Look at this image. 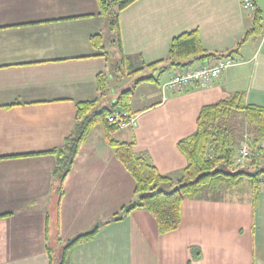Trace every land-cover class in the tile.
Here are the masks:
<instances>
[{"label": "crops", "instance_id": "crops-1", "mask_svg": "<svg viewBox=\"0 0 264 264\" xmlns=\"http://www.w3.org/2000/svg\"><path fill=\"white\" fill-rule=\"evenodd\" d=\"M252 15L240 0H136L118 14L120 52L91 44L106 30L97 0H0V264H59L54 252L132 201L135 180L100 124L62 180L55 172L52 152L72 133L76 105L98 98L96 78L110 70L106 52L131 72L121 78L115 64L105 93L130 75L152 78L125 89L135 122L111 139L175 179L187 165L177 144L195 132L202 107L235 94L264 107V20L262 35L239 45ZM193 30L206 53L235 50L239 64L207 87L163 92L173 75L198 64L182 70L167 61L171 40ZM66 264H264V191L256 204L251 194L184 200L168 233L136 208L74 245Z\"/></svg>", "mask_w": 264, "mask_h": 264}, {"label": "trees", "instance_id": "trees-1", "mask_svg": "<svg viewBox=\"0 0 264 264\" xmlns=\"http://www.w3.org/2000/svg\"><path fill=\"white\" fill-rule=\"evenodd\" d=\"M136 0H97L100 16L105 20V35L92 37L91 44L103 50L117 44L121 52L118 32V14ZM252 25L239 45L252 37L262 35L264 20V5L252 11ZM235 50L226 54H208L203 49L197 31H189L174 37L169 45L167 61L175 67L188 68L195 63L207 65L212 62L233 58ZM109 56L108 52L105 53ZM123 58V57H122ZM189 61L186 63L185 61ZM99 74L96 78L98 98L94 101L82 102L76 105L75 125L72 133L66 138L63 149L56 153L58 164L56 174L62 180L69 170L80 145L94 124H100L108 145L114 149L116 158L126 167L135 180L134 197L119 213L106 221L96 223L91 229L69 240L62 250L59 264H66V255L79 242L91 239L104 223L119 221L136 208L148 210L156 219L160 233H168L178 228L180 223V206L188 199L219 200V192L223 189L233 191L241 189L245 181L249 186L253 204H256L258 194L264 191V107L246 104L241 94H235L229 99L202 107L196 120V130L178 142L177 147L187 160V165L181 174L169 178L159 174L157 169L144 157L137 156L132 145L111 139L118 129L109 124L106 118L115 112H128L131 90L120 92L117 98L106 106H101L105 98L104 90L108 87L109 74ZM130 74V73H128ZM147 77L138 80L150 81ZM129 113V112H128ZM243 115L247 124L254 128L253 139L250 142V158L253 170L251 172L235 168L237 149L235 137L228 122L234 114Z\"/></svg>", "mask_w": 264, "mask_h": 264}, {"label": "built area", "instance_id": "built-area-1", "mask_svg": "<svg viewBox=\"0 0 264 264\" xmlns=\"http://www.w3.org/2000/svg\"><path fill=\"white\" fill-rule=\"evenodd\" d=\"M258 2L264 4V0H240L242 8L247 12L253 11ZM238 64L237 60L230 58L218 60L207 65L197 64L179 74L173 75L162 85L161 89L163 92H176L187 90L195 85L207 87L216 81L222 72ZM106 120L118 130H125L134 124L135 117L128 112L119 111L109 115ZM247 148L249 149L247 146L243 148L239 147L237 151V155H239L235 158L237 164L250 158Z\"/></svg>", "mask_w": 264, "mask_h": 264}, {"label": "rangeland", "instance_id": "rangeland-1", "mask_svg": "<svg viewBox=\"0 0 264 264\" xmlns=\"http://www.w3.org/2000/svg\"><path fill=\"white\" fill-rule=\"evenodd\" d=\"M115 50V48H114ZM109 65H110V69H115V64H117V66H119L118 72L117 74L120 76V74L124 77V75L126 73L131 72V69L128 65H123L122 66V62L120 60H116L114 54L109 55ZM124 64V63H123ZM117 71V70H116ZM120 73V74H119ZM147 74V73H146ZM121 77V76H120ZM141 77H145V74H138V75H130L126 78V81H120V86H118L115 91L110 92V87L108 88V90H106V97L103 100V104L104 106L108 105L110 100L112 99L111 97L118 95V93L124 91L125 89L130 88L137 80H139ZM122 78V77H121ZM123 82V84H122ZM115 95H112L114 94ZM112 95V96H111ZM228 126L229 128L233 131L234 133V137H235V147L237 149V151L239 150V147L243 148V147H250V142L253 139V134H254V128L249 126L247 124V122L245 121L244 117L242 114L240 113H236L233 115V117L230 119V121L228 122ZM120 134L116 133L113 135V138H117ZM248 152L250 154V149H248ZM239 155V154H238ZM238 155L236 154V158L238 157ZM261 165H264L263 162H260ZM235 168H237L238 170L244 169L247 170L249 172H251L253 170V167L251 166V158H248L247 160L240 162V163H236L235 162ZM250 194V190H249V186L247 184V181H245V183L243 184L242 188L240 189H235L233 191H225V190H221L219 192L220 196L219 198L222 199H242V197L249 195ZM62 248L61 247L58 252H54V256L56 257L57 262H59L60 257L62 255Z\"/></svg>", "mask_w": 264, "mask_h": 264}]
</instances>
